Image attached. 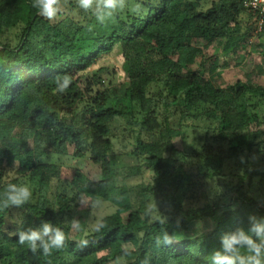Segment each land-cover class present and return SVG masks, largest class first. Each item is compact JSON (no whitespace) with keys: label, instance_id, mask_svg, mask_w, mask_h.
<instances>
[{"label":"trees","instance_id":"trees-1","mask_svg":"<svg viewBox=\"0 0 264 264\" xmlns=\"http://www.w3.org/2000/svg\"><path fill=\"white\" fill-rule=\"evenodd\" d=\"M134 1L141 11L117 13L100 23L90 11L80 21L64 12L50 21L38 14L32 0H0V264H107L116 259L121 260L118 264H142L147 257L151 264H211L224 232L247 229L250 214L264 216V149L257 139L260 119L252 111L264 100V88L237 83L219 96L222 90L212 82L216 62L206 68L201 48L192 43L206 39L219 43L222 53L235 51L243 40L233 28L245 11L239 0H215L204 11L197 9L199 0ZM68 20L69 26L64 24ZM18 26V41L11 45L5 32ZM258 33L264 37V31ZM114 54L121 58L122 88L105 86L101 71L88 73L104 56ZM196 56L202 59L190 70ZM66 73L72 83L65 92H55L56 77ZM170 115H177L178 127L187 119L216 121L214 133L225 153L202 145L192 152L195 174L185 169L182 161L167 156L174 152ZM116 118L138 123L133 153L147 158L151 185L142 189L134 207L129 189L115 184L107 154H92L99 179L75 169L69 180L72 195L108 202L115 210L81 239H72L60 219L69 196L50 190L60 166L43 159L64 155L68 145L72 157H85L89 140L106 138ZM27 140L30 148L25 150ZM254 150L261 155L257 166L248 155ZM239 158L241 172L226 175L233 179L229 184L216 185L221 162ZM194 176L212 182L214 194L201 207L188 208L184 203L196 185ZM23 178L32 189V202L19 207L27 213L13 234H7L5 217L15 206H3L4 190ZM252 178H257L255 196L249 194ZM228 191L234 196L223 208L221 199ZM150 199L159 203L158 218L149 213ZM161 217L167 218L163 224ZM202 219L213 222L208 232L157 245L164 231L176 238L177 230ZM43 221L67 236L64 247L47 257L21 245L17 235ZM97 224L103 225L99 231ZM84 239L88 243L81 245Z\"/></svg>","mask_w":264,"mask_h":264},{"label":"rangeland","instance_id":"rangeland-1","mask_svg":"<svg viewBox=\"0 0 264 264\" xmlns=\"http://www.w3.org/2000/svg\"><path fill=\"white\" fill-rule=\"evenodd\" d=\"M215 0H199L198 10H206L212 2ZM139 6L138 2L134 0H128L127 7L118 12L124 14L126 12H133L132 9ZM65 14H68L75 21H80L85 17H89L88 12H85L79 8L77 0H63ZM140 9V7H139ZM141 11V9L139 10ZM91 12V11H90ZM92 13V12H91ZM93 14V13H92ZM65 22L64 24H68ZM69 26V24L67 25ZM234 32L243 36L239 47L235 51L228 53H222L219 43H215L206 39H193L192 43L201 48L202 55L206 59V68L213 62H216L217 67L215 74L212 76V82L218 90H222L220 95L229 86L237 83H243L247 85H256L264 88V37L259 34L252 22L251 16L242 11L239 16V22L234 27ZM19 26L14 27L5 32V37L11 43L15 45L18 41ZM89 44V43H88ZM103 61H98L96 64L88 70V73L94 71H101L103 75L104 85L121 86L125 81V77L120 68L121 58L119 55H107L104 56ZM177 59V56H174ZM202 58L196 56L192 63L188 64L190 70H195L196 65ZM112 64V68L105 67ZM208 78V73L205 75ZM253 112H256L260 119V124L256 127L261 133L258 134L257 139L261 142L264 149V100L259 101L258 105L252 108ZM177 115H170L168 117L170 126L171 145L174 152L167 154L170 158L176 161H182L185 169H188L195 174V162L196 158L192 154L193 151H200L202 145H209L213 148L214 152L220 151L225 153L226 147L223 143L216 139L214 130L216 128V121L198 119L189 121L188 119L181 122V127L177 126ZM52 122V121H50ZM109 134L106 138L95 137L89 140L85 157L75 158L72 157V147L67 146L66 153L64 155H48L43 159L46 163H54L60 166L59 179L52 183L50 190L52 192H61L69 196V202L67 203V210L60 217L61 221L69 228V235L72 239H81L85 234L91 232L98 220L112 213L115 208L108 202L97 201L91 202L87 200H80L72 195V191L69 187V180L75 169L82 172L86 178L97 180L99 179V168L93 164L90 160V156L101 151L106 153L111 168V175L114 178L116 185H125L131 192V200L133 206H138L141 197V191L144 187L151 185L152 174L151 170L147 166V158L145 156H137L133 153L135 144L136 132L138 130V123L133 125L126 124L123 118L114 119L109 125ZM255 129V126L252 127ZM25 150L30 148V142L23 141ZM249 160L254 166L260 164V152L253 151L249 153ZM239 159H224L219 167L218 182L216 185L229 184L233 179H227L226 175L240 173L242 167L237 165ZM196 185L191 190V196L188 197L184 203L185 207L197 208L201 207L208 200L214 190V186L207 180L201 179V177H195ZM22 183H27L26 178L22 179ZM257 178L250 180L249 194L252 196L257 195ZM216 187V186H215ZM218 188V187H217ZM225 188V187H224ZM221 187V190L224 189ZM220 190V191H221ZM214 194V193H213ZM234 193L228 191L221 199L222 206L229 204L233 198ZM151 200V199H150ZM32 202L29 201V203ZM155 205L152 209L150 206ZM232 203L230 204V206ZM149 206V213L152 217L158 218L160 214L159 203L157 200H151ZM27 213L26 209L14 207L10 210V214L5 217V223L3 230L7 234H13L14 229L17 227L20 221V217L23 213ZM33 216H39L33 213ZM75 219L80 224V229L75 230L70 227V222ZM197 222H202V229L200 226L196 227ZM42 227V226H40ZM213 227V222L210 219H202L191 222L185 229H179L176 231V238L173 242L182 238H192L208 232ZM177 239V240H176ZM124 246L129 247L128 244ZM148 264H151L152 259L146 258ZM120 262V259L107 260V264H115Z\"/></svg>","mask_w":264,"mask_h":264},{"label":"clouds","instance_id":"clouds-1","mask_svg":"<svg viewBox=\"0 0 264 264\" xmlns=\"http://www.w3.org/2000/svg\"><path fill=\"white\" fill-rule=\"evenodd\" d=\"M79 8L85 12L91 11L98 22L113 18L118 12L124 10L128 5V0H77ZM32 7L39 15L52 21L55 20L64 10L63 0H32ZM132 11H139L137 5ZM72 83L71 76L64 74L56 77L55 92H65ZM32 189L27 183H9L4 190L3 206H15L29 202L32 198ZM152 209L155 205L150 206ZM166 217H161L160 223H165ZM179 225V219L177 220ZM248 228L238 226L234 231L224 232L220 236V247L211 253V264H264V216L250 214L248 216ZM202 229L203 223L197 222L196 227ZM70 227L75 230L80 229L78 221L73 219ZM103 227L97 224L96 230ZM18 242L21 245L27 244L30 250L35 253L38 250L45 257L52 254L53 249L59 250L64 247L67 240L65 232L51 222L43 221L42 227H28L19 231ZM175 239V234L169 236L167 231L162 233V240L157 237V245L161 242L171 244ZM86 239L81 240V245H86ZM118 264V261H117ZM142 264H148L147 259Z\"/></svg>","mask_w":264,"mask_h":264},{"label":"built area","instance_id":"built-area-1","mask_svg":"<svg viewBox=\"0 0 264 264\" xmlns=\"http://www.w3.org/2000/svg\"><path fill=\"white\" fill-rule=\"evenodd\" d=\"M239 4L251 16L257 32L264 31V0H239Z\"/></svg>","mask_w":264,"mask_h":264}]
</instances>
